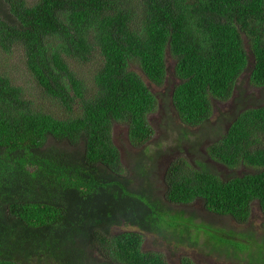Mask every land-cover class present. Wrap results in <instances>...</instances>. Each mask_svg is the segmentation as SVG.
I'll return each instance as SVG.
<instances>
[{
    "label": "trees",
    "instance_id": "obj_1",
    "mask_svg": "<svg viewBox=\"0 0 264 264\" xmlns=\"http://www.w3.org/2000/svg\"><path fill=\"white\" fill-rule=\"evenodd\" d=\"M0 47L21 49L34 81L67 113L36 106L0 71V264H168L143 250L141 232L112 234L180 226L154 197L162 152H179L164 172L170 205L202 201L246 223L257 203L264 216V102L211 126L217 102L246 97L240 78L264 90V0H0ZM94 59L87 83L71 63ZM168 73L177 83L165 102L151 86L162 88ZM168 109L172 149L160 141L145 150L155 138L150 116ZM116 126L140 150L128 166ZM225 243L264 264L254 242L217 246Z\"/></svg>",
    "mask_w": 264,
    "mask_h": 264
},
{
    "label": "rangeland",
    "instance_id": "obj_2",
    "mask_svg": "<svg viewBox=\"0 0 264 264\" xmlns=\"http://www.w3.org/2000/svg\"><path fill=\"white\" fill-rule=\"evenodd\" d=\"M28 1L33 2L35 0ZM96 61L98 63L96 59L90 63L72 62L71 66L80 78L87 83H92L98 68ZM172 62L173 60L170 58L168 64L172 65ZM0 71L9 76L15 85L21 87L25 96L31 99L36 106L44 108L53 114L62 115L63 117L66 116L67 113H64L65 109L45 95L34 81L27 69L25 57L21 49H13L12 52H6L0 47ZM246 81V77L243 76L240 78L238 84L239 90L245 91L246 93L243 101L237 104H234L231 100L227 103H216L211 124L213 128L219 124L218 121L221 115H230L244 105L264 102V90L252 91L247 87ZM174 83H177V80L173 77L172 73H168L166 84L162 88L156 86H151V88L158 95L159 99H163L166 102ZM166 113L172 115L171 110L168 109L166 112L162 110L150 116V122L155 129V138L153 144L149 145L145 150L155 152L154 149H157V143L160 141H166L167 147L172 149L174 144L171 138L174 137H172V134H169L168 122L164 118ZM175 124H178V121L173 123V125ZM163 134H166L165 140L158 139ZM212 137L214 138L216 135ZM114 141L122 153L121 155L125 166H128L127 161L129 156L138 153L140 150H135L128 144L127 130L124 126H116ZM183 143L184 146H187L185 141ZM162 153L158 168L156 166L154 167V169H157L152 179L155 190L154 197L160 202L161 209L168 210V207L173 208V211L169 213L172 216L180 217L178 219L180 226H162V228L157 227V229L155 227L154 231L142 232L138 228L123 225L114 227L112 234L127 231L141 232L144 236L143 250L145 252H158L163 254L168 264H181L184 257H189L195 264H255L250 258L251 251H244L243 246H236L239 248L237 250L229 243H225L224 245H230V248L217 246V243L220 240H232L240 244H248L247 242L249 241V243H255L252 252L259 246L264 248V216L258 204L255 203L253 205L251 218L246 223H239L229 216L213 214L205 208L202 201H196L186 206L170 205L164 197V172L179 152ZM187 157L190 156L188 155ZM191 158L193 159V156ZM198 160L204 162L202 157H199ZM212 169L221 170L220 167L214 164ZM102 261L99 259L100 263Z\"/></svg>",
    "mask_w": 264,
    "mask_h": 264
},
{
    "label": "clouds",
    "instance_id": "obj_3",
    "mask_svg": "<svg viewBox=\"0 0 264 264\" xmlns=\"http://www.w3.org/2000/svg\"><path fill=\"white\" fill-rule=\"evenodd\" d=\"M144 243V242H143ZM142 248H143V246H142Z\"/></svg>",
    "mask_w": 264,
    "mask_h": 264
}]
</instances>
